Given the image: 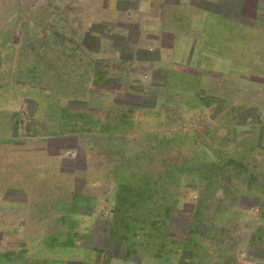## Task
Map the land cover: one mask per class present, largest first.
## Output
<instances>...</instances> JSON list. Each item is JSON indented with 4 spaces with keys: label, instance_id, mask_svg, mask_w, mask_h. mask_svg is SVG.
<instances>
[{
    "label": "crops",
    "instance_id": "0c3cea01",
    "mask_svg": "<svg viewBox=\"0 0 264 264\" xmlns=\"http://www.w3.org/2000/svg\"><path fill=\"white\" fill-rule=\"evenodd\" d=\"M41 3L0 0V40H15L33 32L29 29L33 28L32 20L23 14L40 7L43 23L55 25L51 7L57 4L58 26L45 32L50 35L52 29L57 30L65 41L72 33L79 41L75 44L79 51H59L63 55L53 66L61 73L53 82L50 73L55 70L48 64V76L38 78L41 85L16 75L23 66L27 70L34 66L18 63L22 51L15 49V43L10 48L12 62L4 64L0 59V101L6 89L12 93L8 99L12 105L0 106L1 117L5 111L10 120V129L0 136V167L5 168L0 191L11 195L10 199L4 195L0 208L15 215L10 231L3 225L0 231L12 233L13 251L26 249L28 253L26 257L12 255L11 264H33L36 259L44 263L103 264L101 258L83 256L96 248V226L105 220L111 239L116 215L129 210V215H139V225L146 222V197L140 191L133 197L127 189V175L129 171L147 174L148 151L155 156L178 149L174 141L177 123L174 127L170 121L164 126L163 121L179 119L175 110L180 101L185 103L188 119L220 121L218 149L233 151L236 167H264V0ZM82 54L90 61L85 66ZM121 69L128 79L116 74ZM45 87L50 93H44ZM148 101L152 108L147 107ZM163 102L174 111L157 107ZM52 111L55 115L49 116ZM16 114L29 122L18 126ZM4 139L10 143H3ZM129 151L134 154H127ZM150 162V180L155 185L162 183L164 176L172 178V171L164 168L173 166L164 163L161 155ZM221 162L224 168L232 164L227 157ZM41 168L47 174L37 177L36 172L29 173ZM255 174L249 179L255 184L251 190L256 195V189L261 188L263 193L256 196L264 201V177L258 171ZM172 208L168 210L174 211ZM35 231H44L47 236L37 240L32 235ZM146 232L139 238L138 253L132 254L151 264L180 257L185 241H173L162 232L160 240L148 245ZM121 246L127 249L126 244ZM36 248L46 252L59 248L62 252L58 257L37 258L30 252ZM103 261L109 264L108 259Z\"/></svg>",
    "mask_w": 264,
    "mask_h": 264
},
{
    "label": "rangeland",
    "instance_id": "374dc122",
    "mask_svg": "<svg viewBox=\"0 0 264 264\" xmlns=\"http://www.w3.org/2000/svg\"><path fill=\"white\" fill-rule=\"evenodd\" d=\"M22 1L26 2L27 0ZM36 1H40L41 3L43 0ZM36 5H42V3ZM55 6L51 7L52 24L55 23V25L43 23V9L40 7L32 12L28 11L27 15L22 13L24 17L28 16L32 20L31 25H33V28L29 29L33 30V32H29L30 36L22 34L19 39L0 40V48L4 51L2 52L3 56L0 55V59L3 60L4 64L12 62L14 56H11L10 48L11 44L15 43V49L22 51L21 55L18 56V63L34 66L33 70H27L23 66V70L16 73V75L20 74L25 78L30 77L31 80H34L35 85H41V81H38V78L42 80L43 75L45 78L48 76L46 71V66H49L48 64L55 70V72L51 71L50 73L51 78L54 77L52 81L54 82L58 78L61 72L58 67H54L53 65L60 62L58 58L62 53H59V51H71L66 54H71L72 51H79L75 47L76 42L78 44L79 41L74 40L72 33L70 40L67 41L60 38L57 30L52 29L50 35L46 34L45 30L58 26L59 9L57 8V4ZM23 27L24 25H22ZM48 55H50L49 62H47ZM43 58H45V61H43ZM82 58L84 66L90 62L87 60L85 54H82ZM78 60L80 61V59ZM41 65L43 68H41ZM86 74L84 72V78L87 77ZM116 74L121 76V78L126 76L127 79L129 76L123 69L119 70ZM10 91L11 89L5 90L4 97L0 101L1 107L7 108L12 105L8 101L12 94H10ZM49 91L46 88L44 93H50ZM262 91L263 89H260V92ZM58 94L60 95V93ZM150 95L148 94V96ZM181 103L180 101L175 110L179 112V119L176 121H163L164 126L170 125V121L174 127L177 123L178 136L175 137L174 141L178 142V149L156 153L155 156V153L148 151L147 174L129 171L127 175V189H129V192H132L133 197H138L139 191L141 195L144 194L143 196L146 197L147 215L143 216L146 222L141 221L139 225L137 220L139 215H129V210L127 214L116 215L114 218V230L110 232L111 239H109L106 232L107 222L101 220L95 230L98 235L97 237L96 234L93 236V239L95 237L93 242L97 249L92 248V252H84L83 256L86 258L89 256L101 258L100 261L103 264L106 261H103V258L108 259L109 264H151L132 254L138 253L139 238L141 237L142 239V235H144L146 229L148 245H154L156 240H160L162 232L163 234L166 232V236L173 241H185V248L180 249V257L178 259L177 256L171 257L163 264H264V210L262 209L264 201L261 198L257 199L256 196L258 194L261 195L263 190L261 188L256 189L255 195L254 191L251 190L255 184L249 182L252 173L255 176L257 175L255 171H258L260 175L263 174L261 177H264V167H260L259 169H251L249 165L236 167L232 163L235 160V153L233 151L224 152L218 149L217 127L220 121H209L206 120V117L188 119L185 116V103ZM54 105L50 108L54 109ZM153 106V103L147 102L148 108H152ZM158 106H161L165 112L174 111L173 108L171 109L164 102L158 104ZM199 106L202 107L205 104ZM55 111H52L50 115L46 113L49 116H54L58 112ZM5 113L4 111L2 118L0 112V136L5 135L10 129L9 114L7 116ZM16 115H18V117L16 116L18 118V126L22 127L29 122L22 119V114ZM62 117L64 118L65 115H62ZM31 122L37 125L40 124L35 119L31 120ZM51 125L56 126L55 123ZM43 131H46V129ZM5 140L3 143H6V141L10 143L9 140ZM31 143L34 142L32 141ZM126 153L134 154L131 151ZM160 155L163 157L164 163H167L168 166L169 164L173 166L172 168H164V171H172V178L164 176L163 182L155 185L156 183L150 180L153 170L150 167L152 162L150 160ZM225 157L232 164H228L224 168L221 161ZM247 159L249 160V155ZM142 171H144V168L141 169ZM29 173H35L37 177L47 174L42 168L38 170L30 169ZM4 174L5 168L0 167V178H5ZM176 176L178 177L177 181H175ZM145 184L146 189L144 188ZM170 194L172 195L171 200ZM4 195L8 196V199L11 198L10 194L0 191V204L3 203ZM134 202L135 200L130 201L132 204ZM172 206V210L174 211L170 212L168 209ZM51 209H55V207L52 206ZM167 210L169 214L166 212ZM161 212L163 213V217L161 216ZM12 218L15 221V215H11L9 210L8 212H4V209L0 208V226L9 227L10 231V228L13 227L12 224H14L13 221L10 223ZM34 218L36 217H31V219ZM43 232L35 231V233L32 232V235L37 240L43 239L47 236ZM9 234L12 233L0 231V264H11L12 255L26 257L28 254L26 249L17 250L18 252L12 250ZM121 244H126L127 249H122ZM30 252H32L31 254L34 257L39 258L48 256L58 257L62 251L59 248H51L46 252L36 248L31 249ZM33 264L58 263L38 262L36 259Z\"/></svg>",
    "mask_w": 264,
    "mask_h": 264
}]
</instances>
